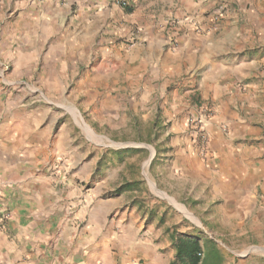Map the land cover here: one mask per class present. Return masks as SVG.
<instances>
[{
	"label": "crops",
	"instance_id": "obj_1",
	"mask_svg": "<svg viewBox=\"0 0 264 264\" xmlns=\"http://www.w3.org/2000/svg\"><path fill=\"white\" fill-rule=\"evenodd\" d=\"M113 61L115 75L133 65L132 84L146 70L172 85L178 110L212 111L206 161L176 114L169 170L190 194L203 183L237 215L264 178V0H0V264L173 260L171 214L108 195L107 177L83 185L97 161L74 158L69 142L85 148L83 135L55 108L78 82L99 93Z\"/></svg>",
	"mask_w": 264,
	"mask_h": 264
},
{
	"label": "rangeland",
	"instance_id": "obj_2",
	"mask_svg": "<svg viewBox=\"0 0 264 264\" xmlns=\"http://www.w3.org/2000/svg\"><path fill=\"white\" fill-rule=\"evenodd\" d=\"M121 7L126 8L127 3ZM195 26L199 27L197 23ZM117 53L126 56L114 49V54ZM116 65L114 61L108 63L107 69L112 74L106 79L107 86L97 88L99 93L89 94L88 88L77 81V87H70L66 95L56 93L53 99L55 108L66 110L68 118L75 122L76 132L83 135L85 148H81L78 139L74 144L69 142L74 158L85 155L94 163L97 161L92 167L86 165L81 169V175L88 168L92 172L90 181L83 185L93 188L101 177H107L108 195L124 187L123 193L134 202L156 203L165 208L171 214L174 249L176 239L197 237L203 257L207 255L206 248L211 247L219 252L222 264H264V178L254 185L237 215L229 216L228 212H234L236 207H228L229 201L222 204L223 200L213 198L209 187L203 189V183L190 194L187 186L171 177L169 166L174 161L171 154L174 129L181 124L176 114H187L191 129L190 121L199 112L187 105L189 109L178 110L176 107L182 104L175 105L172 85L165 87L163 80L147 77L150 73L146 70H141L138 82L132 84L126 76L133 65L123 64L124 71L115 75L113 70L119 69ZM77 78L69 77L67 81ZM71 90L83 91L71 94ZM115 93L119 94L118 104L106 105L104 97ZM68 129L71 133V124ZM201 157L206 161L209 156ZM207 264H220V261L211 258Z\"/></svg>",
	"mask_w": 264,
	"mask_h": 264
},
{
	"label": "trees",
	"instance_id": "obj_3",
	"mask_svg": "<svg viewBox=\"0 0 264 264\" xmlns=\"http://www.w3.org/2000/svg\"><path fill=\"white\" fill-rule=\"evenodd\" d=\"M125 10L127 13L132 12V8L128 6ZM124 189V187H121L112 194L119 195L124 192ZM174 247L176 250L175 258L170 264H207L211 258H216V260H219L220 264H222V257L219 252L211 247H205L207 255L203 257V247L200 243V239L197 237L186 236L176 239L174 241Z\"/></svg>",
	"mask_w": 264,
	"mask_h": 264
},
{
	"label": "built area",
	"instance_id": "obj_4",
	"mask_svg": "<svg viewBox=\"0 0 264 264\" xmlns=\"http://www.w3.org/2000/svg\"><path fill=\"white\" fill-rule=\"evenodd\" d=\"M125 5L126 3L123 1L121 6L124 7ZM195 30L197 34L203 33V29L200 27H197ZM211 115L212 111H210L208 107H204L190 121L191 129L195 133L199 153L204 157H207L210 154V137L207 133V125ZM226 130V128L223 129L224 132H226Z\"/></svg>",
	"mask_w": 264,
	"mask_h": 264
}]
</instances>
